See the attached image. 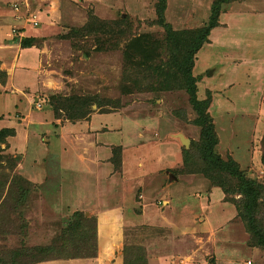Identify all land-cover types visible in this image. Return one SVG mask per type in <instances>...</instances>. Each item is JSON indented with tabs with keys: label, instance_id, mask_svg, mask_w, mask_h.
I'll list each match as a JSON object with an SVG mask.
<instances>
[{
	"label": "rangeland",
	"instance_id": "1",
	"mask_svg": "<svg viewBox=\"0 0 264 264\" xmlns=\"http://www.w3.org/2000/svg\"><path fill=\"white\" fill-rule=\"evenodd\" d=\"M12 1L0 0L4 23ZM36 1L43 23L31 41L23 29L33 27L29 15ZM218 2L217 25L193 54L195 94L212 118L214 151L264 186V0ZM159 3L21 0L15 24L2 28L0 36L10 29L8 42L12 36L21 47L25 39L30 43L19 62L33 57L32 49L40 54L37 65L0 62L3 119L49 113L61 125L75 123L79 131L64 133L66 143L75 140V146H56L57 135L51 133L49 146L43 128L53 127L40 123L29 127L42 136L31 134L23 143L18 133L0 142V257L16 247L25 252L26 246H48L56 252L46 260L66 264L67 259L94 257L91 240L83 242L69 230L75 214L93 222L104 208L120 206L126 215L117 222L104 210V233L112 245L100 249L117 253L120 248L124 264H264V246L252 243L237 214L239 193L219 186V180L229 179L234 188L235 178L212 167L206 172L210 176L200 171L203 163L190 148L200 136L194 122L198 114L187 91L148 86L158 84L165 72L169 40L163 24L196 31L208 24L214 0H165L162 17ZM94 16L113 21L111 33H85L84 25H96ZM141 35L161 43L151 71L134 65L143 61L142 55L126 46ZM87 96L100 105L93 103L86 117L67 118L72 111L67 100L60 115L54 114L61 98ZM14 124L22 127L23 122ZM194 158L198 168L191 169ZM165 192L177 197V206L171 203L168 210ZM113 228L123 234L121 239ZM31 255L25 256L27 263Z\"/></svg>",
	"mask_w": 264,
	"mask_h": 264
},
{
	"label": "trees",
	"instance_id": "2",
	"mask_svg": "<svg viewBox=\"0 0 264 264\" xmlns=\"http://www.w3.org/2000/svg\"><path fill=\"white\" fill-rule=\"evenodd\" d=\"M219 0H214L212 4V10L210 19L206 26L200 27L196 31L189 30H173L168 23H164L163 26L167 28L168 31V48H167V61L165 64V72L162 74V77L157 79L158 84L148 85L151 89L157 90H171V89H184L188 93V98L190 103L193 105V108L198 114V117L194 120L196 125L200 127V136L197 141L192 142L191 149L194 147L198 153L199 161L203 163V168L201 172L207 174L209 168H213L220 172L221 176L223 173H227L229 176L235 178L233 184H229V179L226 181L219 180V186L225 192L231 193L236 191L240 195L239 203L237 204L238 215L245 224L246 230L250 233V238L252 243L264 246V186L263 184L257 182L253 178L246 177L244 173L238 169L237 164L229 158V161H223L220 156L214 151V146L217 142V137L214 132V127L212 123L211 116L206 112V104L200 105L196 98V78L193 76V54L198 50V48L206 41V37L209 34L210 30L217 25V14L219 12ZM160 6L157 8L158 16L163 15L165 0H160ZM160 19V17H158ZM157 18V20H159ZM95 19V20H94ZM93 24L96 25L90 26L88 24L84 25L82 30L85 33H93L96 31H101L104 34L111 33L109 29L114 23L110 20L98 19L94 16L92 18ZM96 20L98 22H96ZM160 21H162L160 19ZM159 22V21H157ZM156 22V23H157ZM163 22H161L162 24ZM98 24V25H97ZM27 39L23 41V45H29ZM160 41L153 39L152 41L146 40L145 35L132 38L129 43L126 45L130 50L142 55L143 61L135 62L134 65L142 66L153 70L155 68V63L151 62L152 59H155L159 55V45ZM128 50L125 52V56H128ZM148 60V62H147ZM149 76V73H148ZM152 76V75H151ZM158 76V74H157ZM152 78V77H151ZM127 89V88H126ZM70 101L72 106H68L70 111L67 113V118L78 119L84 118L92 110V104L97 103V99L92 96L87 97H75V98H61V102L55 106L54 114L60 115V109L64 108L66 105L65 101ZM100 105V103H97ZM177 110L174 111V114L177 115ZM12 131L8 128L0 129V142L4 141L5 136L11 134ZM190 148L185 149V152L188 153ZM196 157V156H195ZM188 159V156L185 155V160ZM196 159L192 161L191 169L198 168ZM223 171V173L221 172ZM222 182V183H221ZM21 198V197H20ZM90 218V219H89ZM75 225H70L69 230H73L76 233V236L86 242L85 239L91 240L93 250L90 253L96 252L97 247V230H96V221L91 222V217L85 216L83 213L75 214ZM93 224V225H91ZM70 239V235L68 236ZM79 244V241L76 242ZM75 246V245H74ZM91 245L89 244L90 248ZM25 252L20 248H12L10 254H6L5 257H0V264H30L39 261H45L46 259H51L48 257L50 253H55V250L49 252L48 246L40 247H25ZM28 253H31L32 258L28 257L30 261L27 263L26 257ZM34 254V255H33ZM51 255V254H50ZM74 256H78L74 254ZM72 256V257H74ZM82 256V255H80ZM86 256V255H85Z\"/></svg>",
	"mask_w": 264,
	"mask_h": 264
},
{
	"label": "crops",
	"instance_id": "3",
	"mask_svg": "<svg viewBox=\"0 0 264 264\" xmlns=\"http://www.w3.org/2000/svg\"><path fill=\"white\" fill-rule=\"evenodd\" d=\"M32 4H34V6L33 5H31V6L33 8L35 7L34 10L38 14V17L40 19L39 26H41L42 23H43V21L41 19V16L39 15L41 11H39V8H37V5L40 4V2L36 1V2H34ZM48 10H50V9H48ZM10 11L12 12V14L11 15H9V14L6 15V20L8 22L4 23L3 20H0V32L2 31V28H5L4 25L9 24L11 26V24H15L16 20H14V15H15L16 12L12 8L10 9ZM47 13H48V11H47ZM39 26L36 27V28H33V27L30 28V27L27 26V27H25V29H23V32L25 33L26 37L29 40H31L32 38L36 39V37H35L36 34L34 33L33 30H38ZM9 35H10V29H9V33L6 36H5V34H4V36H0V62H2L3 64L5 62L6 63H12V65H13V62L15 64L17 62L16 65H26V66H28V65L31 66L33 64L37 65L38 59H39V56H40V54H38V52H37L38 51L37 48H36V50H33V49L30 50V53H31V55H33V57H29V59H32V60H29L28 58L23 57V59L19 62L20 54L25 52V50H28V46L30 44L29 45H23L22 44V47H21L20 46L21 44L17 42L18 39H16V37H12V36H11L10 42H8L7 41L8 40L7 37ZM18 45L21 47L20 53H19V50L17 51V49H16V47ZM8 69H6V75H8L7 81H6L7 84H8V79L10 78V76H9L10 72H9ZM0 86H1V84H0ZM39 117L36 118V117L31 116L30 114H25V116L22 117L21 119H19V120L18 119H14V121H13L12 120L13 118L12 119L11 118H7L6 120H4L3 116L0 114V129L1 128L10 129L12 131V133L8 134L7 136H11L12 138H14L15 136H19L20 134L18 135V133H22L21 135L24 137V140H23V143H24V142L27 141V137L30 136L31 134L32 135L33 134H38V135L42 136L41 134L43 133V132L40 133V131H38V132L36 131L35 132L34 129L30 130V127H29L30 124L31 125L32 124L35 125V124H39L40 123V124H42V125L44 124L46 126L50 125V126L53 127L52 130L50 129L51 131H49L48 128H43L44 133H46V134H44L45 138L43 140H47L49 146H51L50 143H49V136H51L50 133L53 134V135H57V137H55L56 140L54 141V143L57 142L56 146H63V147L67 146V145L75 146L76 141L73 140V142H71V143L70 142L66 143L65 135H64L65 132L71 134L72 132L79 131L77 129L75 123H69L68 122V123H64V125H61L55 120V117L53 118L52 114H49V113L47 114L46 117H43V116H39ZM58 119L59 118H57V120ZM21 122H23L22 127H17V125L14 124V123H18V124L20 123L21 124ZM78 125H83V124L81 122L80 124L78 123ZM48 131H49V135L47 134ZM47 137H48V139H47ZM13 143H14V141H12V142L10 141L8 143V146H13ZM65 149H67V148H64V150ZM77 153H80V152L78 151ZM95 195H96V193L93 195V198H95ZM179 196H184V195H179ZM165 197H166L165 198L166 201H163V203L168 205V210L170 209V207H172L171 203H174L177 206V197H175V195H173L170 192L169 193L165 192ZM184 200L185 199L183 198L181 200V202H179V203L180 204L185 203ZM122 208L123 207H120V206L119 207H115V206L114 207L113 206L110 207L109 206V207L104 208L103 210L101 209L102 211H99V217H98V220L96 221V225H97V228H96V230H97V244H98L97 247L98 248L96 249V253H95L94 257L89 256L87 258L67 259L68 264H96V263L97 264H106V262H109L108 264H122L123 261H122V258H121V253L119 252L120 248L117 249V253H115L116 250H110V249L109 250H107V249L101 250L100 249V246H102V247L106 246L107 247L108 245H112V244H107V242H109L110 240L107 237V233H104L105 232V224H104V222H105V211L104 210H106V212L111 211L110 213H113L112 215L115 216L114 217V222H117L118 220L123 218L124 215H126V213H124V215H123V214H121V211H119V210H122ZM85 214H87V212H85ZM110 230H112V228ZM113 230L114 231H112V232H114V234H115V232L117 233V234H115L116 237H118L119 239H121L123 237V234H119L120 230H117V228H113ZM71 260H73V261H71ZM31 264H66V263L65 262L62 263L60 259H56V260H50V261L49 260L39 261V262L31 263ZM123 264H124V262H123Z\"/></svg>",
	"mask_w": 264,
	"mask_h": 264
},
{
	"label": "built area",
	"instance_id": "4",
	"mask_svg": "<svg viewBox=\"0 0 264 264\" xmlns=\"http://www.w3.org/2000/svg\"><path fill=\"white\" fill-rule=\"evenodd\" d=\"M31 1H35V0H31ZM20 2H21V0L20 1L19 0L12 1L11 4H10L11 8L16 11L19 8ZM29 21H30V23L32 24L33 27H37L40 24V19L38 17V14L35 13V12H32L29 15ZM35 106L37 108H40L41 107V102H36ZM246 264H251V262L247 261Z\"/></svg>",
	"mask_w": 264,
	"mask_h": 264
}]
</instances>
